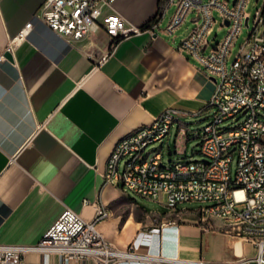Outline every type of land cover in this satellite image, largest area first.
Wrapping results in <instances>:
<instances>
[{"label": "crops", "instance_id": "0c3cea01", "mask_svg": "<svg viewBox=\"0 0 264 264\" xmlns=\"http://www.w3.org/2000/svg\"><path fill=\"white\" fill-rule=\"evenodd\" d=\"M42 1L0 0V244L34 245L66 208L90 220L102 203L111 215L98 229L120 250L210 261L253 256L254 244L218 219L203 227L194 213L159 202L147 215L121 186L104 183L108 156L127 132L168 108L209 109L215 82L178 49L182 27L165 30L172 6L149 29L163 0H114L105 10L142 32L110 51L101 29L76 42L53 31L37 15ZM175 124L172 158L180 155V116ZM220 234L224 247L212 246ZM0 264L90 263L28 252ZM110 264L149 263L122 257Z\"/></svg>", "mask_w": 264, "mask_h": 264}, {"label": "built area", "instance_id": "2783aa9c", "mask_svg": "<svg viewBox=\"0 0 264 264\" xmlns=\"http://www.w3.org/2000/svg\"><path fill=\"white\" fill-rule=\"evenodd\" d=\"M113 1L43 0L37 15L68 41L83 40L94 29H101L109 36L112 51L121 39L142 32L118 13L105 10ZM248 1L235 0L231 6L227 0L162 1L149 29L158 25L168 7L173 8L165 26L169 33L181 28L193 13L194 27L181 39L178 49L196 60L215 82L208 101L212 112L199 132L203 158L163 159L162 148L173 123L186 114L168 108L151 123L130 130L116 142L103 177L105 184L131 190L164 204L172 212H192L203 227H208L211 219L220 220L227 231L251 241L255 254L210 261L120 250L98 229V224L111 215L100 203L90 220L66 208L34 245L0 244V262L18 263L28 252H39L58 253L68 260L90 264H110L122 257L149 264H264V3L251 15ZM213 11L221 17L220 27L226 28L217 42L209 40L217 23ZM243 26L249 31L231 56ZM239 116L243 118L236 125H224ZM153 144L158 146L146 151ZM183 202L204 204L190 211L180 208Z\"/></svg>", "mask_w": 264, "mask_h": 264}, {"label": "rangeland", "instance_id": "374dc122", "mask_svg": "<svg viewBox=\"0 0 264 264\" xmlns=\"http://www.w3.org/2000/svg\"><path fill=\"white\" fill-rule=\"evenodd\" d=\"M227 3L228 5L231 6L232 0H227ZM263 3H264V0H249L248 6H247L248 13L252 15L255 9L261 7ZM213 14H214V17L217 19V23L214 24L212 28L209 40L211 39V41L217 42L221 40L222 37L224 36L226 32V28L220 27L221 17L218 15L217 11H213ZM192 16H193V13H191L188 16L187 22L180 29V33H179L180 40L186 37L187 34L190 32V30L194 27V23L191 22ZM248 31H249V28H247L246 26H243L242 31L240 32V34L238 35L235 41V45L232 47L231 56H233L237 52L240 44L243 42L244 37L247 35ZM211 112H212V109L209 108L204 113L183 114L180 116V130H182L180 131V155L177 153H174L175 157L180 156V157H184V158L192 159V160H198V159L203 158V155L199 151V148H200L199 145L201 142V137L199 136V132L201 128L205 125L207 120L209 119V115L211 114ZM242 118L243 116H239L236 119H229L226 122H224V125H230V126L236 125L242 120ZM176 125L177 124L172 126L171 132H170L171 134L170 142L172 143H173V139H174L175 132H176ZM183 132L186 134L184 135V137L182 136ZM156 146L158 145L157 144L150 145L146 148V151ZM168 152L169 150H168L167 144H165L162 148L164 160H167L169 156ZM123 163H124V160L121 161V164H120L121 169L123 168ZM234 165H235V162L233 163V168H234ZM125 190L128 196L135 200L138 207L146 210L147 215H151V212L157 210L158 208L157 201L144 198L132 192L131 190H127V189ZM203 204L204 203H201V202H183V203H180L179 205H180V208H186L190 211H193L197 209L198 206L203 205ZM211 245L217 248L224 247L225 237L221 234L214 235L211 238Z\"/></svg>", "mask_w": 264, "mask_h": 264}, {"label": "water", "instance_id": "95a60500", "mask_svg": "<svg viewBox=\"0 0 264 264\" xmlns=\"http://www.w3.org/2000/svg\"><path fill=\"white\" fill-rule=\"evenodd\" d=\"M235 2V0H233L232 1V3H234ZM7 58H9V59H11L12 58V55H11V53L10 52H5V54H4Z\"/></svg>", "mask_w": 264, "mask_h": 264}, {"label": "trees", "instance_id": "16d2710c", "mask_svg": "<svg viewBox=\"0 0 264 264\" xmlns=\"http://www.w3.org/2000/svg\"><path fill=\"white\" fill-rule=\"evenodd\" d=\"M145 27H147V26H145ZM145 27H144V28H145Z\"/></svg>", "mask_w": 264, "mask_h": 264}]
</instances>
